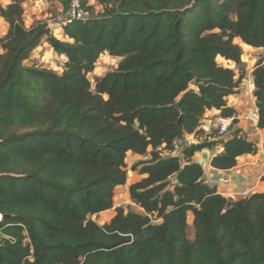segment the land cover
Here are the masks:
<instances>
[{"label": "trees", "instance_id": "16d2710c", "mask_svg": "<svg viewBox=\"0 0 264 264\" xmlns=\"http://www.w3.org/2000/svg\"><path fill=\"white\" fill-rule=\"evenodd\" d=\"M1 1L0 264H264V191L235 201L205 180L193 158L220 140L175 154L183 135L201 137L207 113H235L228 99L246 75L237 39L262 50L264 130V0H98L100 14L81 0L90 17L64 26V41L26 26V0ZM44 44L66 58L62 74L26 64ZM105 54L121 62L93 90ZM222 143L219 170L258 152L241 129ZM129 153L151 158L132 168L133 206L116 207ZM111 210L104 225L92 219Z\"/></svg>", "mask_w": 264, "mask_h": 264}, {"label": "rangeland", "instance_id": "374dc122", "mask_svg": "<svg viewBox=\"0 0 264 264\" xmlns=\"http://www.w3.org/2000/svg\"><path fill=\"white\" fill-rule=\"evenodd\" d=\"M1 2L4 6L8 5V1L2 0ZM91 3L95 7V13L100 14L102 12V7L99 4V1L91 0ZM24 11H25V24L27 27L32 28L39 25H45L46 28L51 32V34H53L56 38L63 41L65 40L62 33V28L58 24L69 18V12H65L62 5L49 2L48 0H26V2L24 3ZM8 28H9L8 24H6V22L2 18H0V41L6 36L8 32ZM235 43L238 44L243 50L242 67L244 65L247 74V69L252 67L255 68L256 61L259 58H261L262 55L254 54L255 52L251 48H247L245 45H243L239 39L235 40ZM1 53H2V49L0 43V54ZM249 55H252L254 59L253 62L246 64L245 61L248 60ZM65 62H66V58L57 55L48 44H44L33 53L31 59L26 64L28 66L36 65L41 68L53 70L58 74H62L64 71ZM120 62H121V58L111 57L108 54L103 55L99 59L95 71L89 75V79L91 80V84H92V89L94 90L95 80H97V78L103 77L108 72L117 69ZM219 62L223 63L222 60H219ZM191 88L195 89V86L192 85ZM150 157L151 156L149 154L145 155L144 156L145 159H143V161L149 160ZM139 162L140 161L137 160L135 161L131 160L127 162L128 163L127 183H132L133 181L137 180L138 174L136 172H133L132 168ZM122 194H126V191H120V192L117 191L115 195V206L124 207V208H127L128 206H133V203L127 202L128 198H126V200L122 198L123 197L121 196ZM125 202L127 203L125 204ZM118 204L121 205L118 206ZM111 214L112 212L110 214L106 213L100 217H92V219L96 221L98 224L104 225L111 217ZM188 235L190 239H193L194 227L192 225V218H190L189 220Z\"/></svg>", "mask_w": 264, "mask_h": 264}, {"label": "built area", "instance_id": "2783aa9c", "mask_svg": "<svg viewBox=\"0 0 264 264\" xmlns=\"http://www.w3.org/2000/svg\"><path fill=\"white\" fill-rule=\"evenodd\" d=\"M89 5L93 6L91 0L89 2ZM68 12H69V18L58 24L60 25L61 28H63L67 24L72 23L74 20H81L90 17V13L82 9L81 0H72L71 9ZM252 57L248 56V60L247 61L244 60L245 63L248 64L249 63L248 61ZM222 64H224L226 67L231 69L235 67L234 64L227 63L224 61ZM254 69H255L254 67L247 69V74L245 75V78L243 79L241 85V86L243 85L245 86L244 87L245 101L243 102V104H241L240 102L238 103V101L230 102L228 100V105L232 107L235 111L233 116L224 117L221 115L219 111L216 110H214V112L207 113L205 116V120L200 127V130L203 132V134L201 135L200 138L195 137V140L197 142L203 140H208V141L220 140V143H218L213 149L207 150L210 153L211 159L220 156L225 152V146L222 143L223 141L221 140V138L227 137V139H229L230 137H232L234 133L239 129V124L241 121L249 124V126L253 128V130L257 132L259 135L262 131V129L259 128L260 109L257 105V99L254 95V91H255L254 78H253ZM244 137L249 139L252 137V135L247 133L246 135H244ZM181 145H182V140L175 142L176 155H180L179 151ZM257 153H260L264 158V138L259 140ZM166 156H168V154H166ZM200 165L205 171L208 169L210 162L203 161ZM257 188L258 187L255 186L253 188L243 189L240 192V196L243 199L249 198L253 194L258 193Z\"/></svg>", "mask_w": 264, "mask_h": 264}, {"label": "crops", "instance_id": "0c3cea01", "mask_svg": "<svg viewBox=\"0 0 264 264\" xmlns=\"http://www.w3.org/2000/svg\"><path fill=\"white\" fill-rule=\"evenodd\" d=\"M248 47L252 48L250 46ZM252 50L255 52L254 54L262 55L261 49L252 48ZM249 56L252 57V55H249ZM253 59L254 57L250 58L248 62L249 63L253 62ZM244 87H245L244 85L241 86L240 93L235 96L230 97L228 100L230 102L238 101V103L240 102L241 104H243V102L245 101ZM239 129H241L243 136L246 135L247 133L252 135V138H249V140L256 142L258 145H259V140L264 138V130H262L259 135L257 132L253 130V128L249 126V124L245 122H242V121L240 122ZM181 140H182L183 148H186L188 146V142L195 143V144L198 143L195 140L194 136H190V137L185 136L186 147L184 146L183 138ZM143 159H145L144 156H138L136 154L129 153L127 161H131V160L132 161H135V160L143 161ZM193 161L198 164H201L203 161L210 162L208 169L205 170V175H204L205 180L212 187H216L218 192L227 198L233 199L235 201L241 200L243 198L240 196V192L243 189L253 188L255 186L258 187L257 188L258 193L264 191V158L262 157L260 153H257L255 155H247V156H243L239 158L237 166L231 170H219V169L214 168L211 165L212 159H211L210 153L207 150L197 153L195 157L193 158ZM140 178L141 176L137 175V180L133 181L132 183H127V185L125 186L118 187L116 190V193L117 191L119 192L126 191V194H122L121 196H123L122 198L125 200L126 198H128L127 202L132 203L129 197V187L136 181L140 180ZM127 202H125V204ZM120 205L121 204H118V206ZM111 212L112 214H111V217L109 218L110 220L115 214L114 210L104 212L95 217H100L106 213L110 214Z\"/></svg>", "mask_w": 264, "mask_h": 264}, {"label": "water", "instance_id": "95a60500", "mask_svg": "<svg viewBox=\"0 0 264 264\" xmlns=\"http://www.w3.org/2000/svg\"><path fill=\"white\" fill-rule=\"evenodd\" d=\"M196 90L194 88H190L189 90H187L186 92H184L180 98L178 99L177 103L174 105L175 108H179L181 102L188 96V95H191L193 93H195ZM183 141H184V146L186 147V143H185V135H183ZM222 141H226L227 140V137H222L221 138Z\"/></svg>", "mask_w": 264, "mask_h": 264}]
</instances>
